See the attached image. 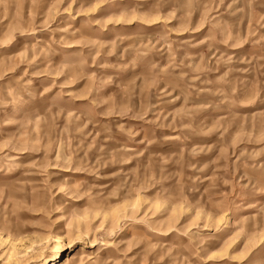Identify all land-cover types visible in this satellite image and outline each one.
Masks as SVG:
<instances>
[{
    "label": "rangeland",
    "instance_id": "rangeland-1",
    "mask_svg": "<svg viewBox=\"0 0 264 264\" xmlns=\"http://www.w3.org/2000/svg\"><path fill=\"white\" fill-rule=\"evenodd\" d=\"M209 2L211 10L196 31L169 34L173 49L186 42L176 52L177 58L186 49L193 55H211L207 37L216 25L234 19L229 15V0ZM171 10L160 8L157 0H8L6 7L0 5V24L7 23L0 30V85L7 88L13 81L23 85L21 99L0 112V140L20 135L21 122L32 113L43 115L51 108L55 115L56 104L66 108L52 127L58 142L51 155L63 150L87 167L97 165L99 178L87 170L50 168L47 171L56 175L49 182L77 177L98 188L114 189L111 216L114 223L124 225L103 241L91 233L77 238L56 213L46 217L41 210L44 194L39 188L33 191L32 183L43 179L40 170L25 175V169L15 166L40 159L44 151L17 153L4 148L0 152V264H247L264 254V191L252 187H259L264 167L260 151L264 103L257 99L236 112L227 101L216 103V97L208 93H193L189 107L194 124L211 127L220 121L221 127H227L222 136L220 128L202 133L181 128L179 123L161 128L150 123H172L169 113L183 100L174 99L179 88L173 91L161 82L147 97L136 88L130 99L121 91L122 85L140 74L141 59L161 67L168 63L167 46L162 48L156 41L165 34V25H177L175 17L165 20ZM17 26L31 30L20 32ZM244 28L247 33L246 23ZM260 32L264 29L231 51L249 59L258 56L260 48L254 41ZM149 41L156 48L129 47ZM80 59L84 60L81 76L66 83L81 69L61 71L62 65ZM234 68L231 76L238 92L262 78L256 71H244L247 63ZM92 74L98 79L90 82ZM215 75L209 73L208 79ZM105 77L111 81L102 83ZM93 98L103 101L104 109L127 105L132 111L99 117L81 132L75 131L79 126L75 122L62 133L69 113H79ZM142 105L147 112L140 119L136 113ZM109 120L111 131H102ZM117 123L137 130L133 142L126 143ZM237 133L243 135L235 150L228 148L221 156L223 144L236 139ZM241 150H246L245 157H240ZM182 151L185 155L180 157ZM117 152L122 163L110 159ZM251 152L255 155L249 157ZM130 207L135 209L132 221L126 219Z\"/></svg>",
    "mask_w": 264,
    "mask_h": 264
},
{
    "label": "clouds",
    "instance_id": "clouds-1",
    "mask_svg": "<svg viewBox=\"0 0 264 264\" xmlns=\"http://www.w3.org/2000/svg\"><path fill=\"white\" fill-rule=\"evenodd\" d=\"M223 2L224 0H220V3ZM7 3L8 0H0V5L6 7ZM157 4L160 8L172 9L168 12L165 20L172 19L173 17L177 20L175 27L167 28V25H165V34L160 36L156 41V44H159L162 48L167 46V50L170 53L168 63L161 67L157 63L141 59L143 67L139 70L140 74L133 80L128 81L127 84L122 85L121 91L126 98L130 99L136 88H139L141 96L147 97L152 89L156 88L161 82L171 87L173 91L179 88L180 93L174 99L180 100L183 98V100L180 107L175 108L173 112L169 113L172 117V123L164 124L157 123L156 121H151L150 123L157 128L175 127L176 123H179L181 128L202 133L220 128V133L223 136L224 132L227 131V127H221L220 121H216L211 127L203 122L194 124L192 120L194 113L189 107L191 97L193 93L196 95L202 92L208 93L216 97V103L227 101L229 108L236 112L239 111L240 106L253 104L257 99L264 103V96L261 95L264 92V32H260L259 38L254 41L260 48L258 56L249 59L241 53L231 51L243 44L248 39V36H254L258 30L264 29V0H229L228 8L231 9L229 15L230 17H234V19L216 25L213 33L207 37L211 55H193L191 51L186 49L179 58H177L176 52L186 42L177 44L176 49H173L169 34L173 32L196 31L204 23L212 5L209 0H157ZM194 14L197 16L195 21L193 19ZM99 23L103 27V22ZM245 23L247 25V33H245ZM5 27H7V23L0 24V30ZM16 30L23 32L30 31L31 29L17 26ZM88 43L95 42L88 41ZM200 43H203V41ZM156 44L149 41L147 45L133 44L129 47L134 48L136 51H140L141 48L150 51L152 48H156ZM241 62L248 64V68L243 69L244 71H256L262 78L250 82L248 88L238 92L234 86L231 73L235 70L234 66ZM130 63L135 67V61H131ZM83 65V59L75 63L62 65L61 71L64 68L72 69L79 67L81 69L80 73H73L66 83L70 84L81 76ZM209 73H216V75L213 79H208ZM97 79L98 77L95 74L88 77L90 82ZM110 81L111 77L101 79L102 83H109ZM199 85H205V87H200ZM22 87L23 85L19 81L10 82L7 88L0 85V112H3L8 105H15L21 99L20 90ZM91 90V87H89L87 92L90 93ZM69 95L75 94L69 93ZM103 103V101L93 98L79 113H69V121L65 123L62 133L68 132L69 124H74L75 122H79V126L75 127V131L81 132L88 123L96 121L99 117L125 116L132 111V108H129L127 105L122 108L113 106L104 109L101 107ZM207 106L209 105H201V107ZM54 107L57 109L55 115H52V109L50 108L43 115L32 113L26 121L21 122V134L10 139L0 140V152L4 148H10L17 153L26 151L40 152L43 150L44 155L40 159L31 160L27 164L15 165L25 169V175L31 174L37 169L40 170L43 179L33 181L32 183L33 191H37L38 188L43 191V208L41 210L45 212L46 217H51L53 213H56L57 219H62L64 225H67L69 229L78 234L77 238L91 233L103 241L111 237L117 228L124 227L123 224L118 225L114 223L111 216V201L112 197L116 194L115 190L106 187L98 188L95 183H89L87 180L77 177H57L55 182H49L50 178L56 175V173L47 171L50 168L71 169L72 172L87 170L93 172L96 178H99L97 165L87 167L80 161H74L72 155L63 150L57 151L55 155H51L53 145L58 142L57 138L51 134L52 127L60 114L67 111L66 108L61 107L59 104L54 105ZM146 112L147 107L142 105L140 112L136 113L137 118L143 119ZM233 119L238 121L239 117ZM227 123L228 121H225V124ZM111 125L112 121L109 120L102 128V131L110 132ZM115 127L126 136V143L134 141L137 135L136 129L131 127L125 128L123 124L119 123ZM261 127L260 138L264 139V122H262ZM242 135V133H237L236 139L230 143H224L221 147V156L226 154L228 148L235 150V146ZM145 140L148 143H152V140L148 139L147 136H145ZM260 151L264 153V146L261 147ZM139 154L137 153V155ZM50 155L51 158H49ZM184 155L183 151L179 153L180 157ZM245 155L246 150H241L240 157H245ZM247 155L250 157L255 155V152L248 153ZM9 159L14 160L15 158L10 157ZM110 159L116 163L123 162L119 152L112 155ZM179 162L177 160V163ZM99 166L102 167L103 165ZM145 179L154 181V177L151 176H146ZM252 187L256 191H264V167L260 168L259 187L257 185H253ZM53 197H56L55 201ZM73 202H79V204L74 205ZM135 218V209L130 207L126 219L132 221ZM49 222L55 223L53 220H49ZM64 225H61V227ZM3 231H7L6 226ZM126 264H132V262L127 261ZM247 264H264V254H258L250 259Z\"/></svg>",
    "mask_w": 264,
    "mask_h": 264
}]
</instances>
